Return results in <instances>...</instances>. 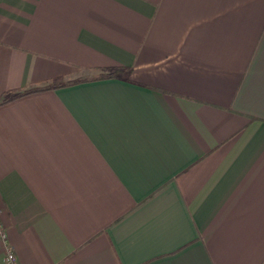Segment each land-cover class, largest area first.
<instances>
[{
	"label": "crops",
	"instance_id": "obj_1",
	"mask_svg": "<svg viewBox=\"0 0 264 264\" xmlns=\"http://www.w3.org/2000/svg\"><path fill=\"white\" fill-rule=\"evenodd\" d=\"M16 93L18 264H264V0H0V101Z\"/></svg>",
	"mask_w": 264,
	"mask_h": 264
},
{
	"label": "trees",
	"instance_id": "obj_2",
	"mask_svg": "<svg viewBox=\"0 0 264 264\" xmlns=\"http://www.w3.org/2000/svg\"><path fill=\"white\" fill-rule=\"evenodd\" d=\"M124 67H117L114 71H108V72H105V73H101L97 76H94V77H91V78H88V79H80V80H75V81H72V82H67V83H63V84H53L52 86L50 87H45V88H57V87H62V86H66V85H72V84H76V83H79V82H83V81H88V80H97V79H104V78H114V77H118L119 76V73L123 72L124 71ZM44 89V88H43ZM39 90H42V88H38V89H34L32 90V92L34 91H39ZM31 92V91H30ZM25 93H16V94H9V95H6L1 101H0V104H3V103H6L10 100H13L21 95H23Z\"/></svg>",
	"mask_w": 264,
	"mask_h": 264
},
{
	"label": "built area",
	"instance_id": "obj_3",
	"mask_svg": "<svg viewBox=\"0 0 264 264\" xmlns=\"http://www.w3.org/2000/svg\"><path fill=\"white\" fill-rule=\"evenodd\" d=\"M0 243L3 245V264H18L17 258L13 250L6 243V233L0 226Z\"/></svg>",
	"mask_w": 264,
	"mask_h": 264
}]
</instances>
